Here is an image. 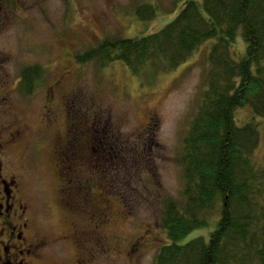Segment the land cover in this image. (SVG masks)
<instances>
[{
  "label": "rangeland",
  "instance_id": "374dc122",
  "mask_svg": "<svg viewBox=\"0 0 264 264\" xmlns=\"http://www.w3.org/2000/svg\"><path fill=\"white\" fill-rule=\"evenodd\" d=\"M146 1L156 7V13L142 20L135 12L144 0H72L73 7L75 2L80 4L73 8L72 29L68 31L70 36L64 37L63 44L44 33L43 21L48 9L51 17H63V0H52L49 6L41 9L40 29L24 31L20 20L5 34L7 50L12 56L10 77L16 76L20 66L28 62L45 64L46 51H53L50 55L55 66L64 61L69 64L65 84L56 91L53 105L44 104L46 85L52 76L49 71L43 72L39 85L32 92L17 88L9 97L13 102L11 121H17L25 129L15 156L24 176L26 196L33 209H38L42 220L47 221L38 229L54 240L66 234L71 223L80 225L88 233L86 242L90 248L89 253L81 252L84 264H154L159 246L167 242L159 226L162 204L167 198L182 200V169L177 158L205 89L210 42H203L179 67L165 72L145 67L138 75H133L120 60L111 61L105 67H101L99 59L82 64L77 60L78 55L104 39L134 38L154 32L175 16L183 2ZM32 12L29 17L39 14L37 10ZM102 14L105 15L102 24L89 27L91 18ZM81 25H88L89 32L82 35ZM40 35L47 40H42ZM61 48L64 56L58 52ZM242 48L239 41L233 48V52L238 53L236 57ZM64 93L68 97V113L87 118L90 127L98 131L95 135L104 131L103 141L114 137L118 145L115 153L103 145H90L88 149L89 155L101 158L96 172L92 171L90 157L87 163L88 178L101 183V189L93 187L87 191L90 198L94 196L99 201L102 220L98 225L86 216L81 221L67 212L62 185L54 174V149L63 141L65 132L63 103L58 98ZM48 107L56 115L51 122L43 117L44 114L48 118ZM251 115L247 107H242L235 117L238 123L252 117L260 123L256 150V158L260 159L264 152V118ZM93 121L94 126H91ZM85 196L86 193L80 192L77 199ZM92 208L88 206L89 211ZM199 232L207 233L208 230H194L186 239ZM138 236L140 239L133 250L131 246ZM51 249L48 260L56 264H67L71 256L72 261L78 258L74 246L54 243Z\"/></svg>",
  "mask_w": 264,
  "mask_h": 264
},
{
  "label": "trees",
  "instance_id": "16d2710c",
  "mask_svg": "<svg viewBox=\"0 0 264 264\" xmlns=\"http://www.w3.org/2000/svg\"><path fill=\"white\" fill-rule=\"evenodd\" d=\"M135 13L148 19L156 7L144 0ZM205 41L210 42L205 89L177 158L182 200L162 204L159 226L167 242L154 264H264V152L256 158L260 123L253 117L238 123L235 117L247 107L251 116L264 118V0H183L154 32L104 39L77 60L99 59L101 67L120 60L133 75L145 67L165 72ZM239 41L243 48L236 57ZM22 74V91L30 93L43 68L25 67ZM202 228L208 232L186 239Z\"/></svg>",
  "mask_w": 264,
  "mask_h": 264
},
{
  "label": "flooded vegetation",
  "instance_id": "af4514ba",
  "mask_svg": "<svg viewBox=\"0 0 264 264\" xmlns=\"http://www.w3.org/2000/svg\"><path fill=\"white\" fill-rule=\"evenodd\" d=\"M50 1L52 0H0V264H56L48 260L54 243L71 245L77 249L78 258L74 261H72L73 256L67 258V264H84L82 253L90 252L86 242L88 233L80 225L71 223L66 234H61L54 240L51 236L39 231V226L47 221L42 220V217L38 215V209H33L30 200L26 196L24 176L17 165L18 161L15 156L16 150L21 147L25 129L17 121H11L13 102L10 101L9 94L13 89L17 90V88L24 87L25 75L22 74V69L39 66L43 68V72H51L52 76L47 82L44 97V104L51 106L54 103L56 91H59L62 85L65 84L64 80L69 72V64L67 65V62L64 61L58 67L55 66L56 63L50 55L53 51H46L48 58L44 62L45 64L28 62V64L20 66V71L16 76L12 75L13 77H10L12 71L9 69V65L12 56L7 50L5 34L20 20L22 22L20 26L24 31H31L30 29L35 27L40 29L41 9H44L46 5L49 6ZM71 1L63 0L64 12L63 17L60 19L51 17L52 13L49 9L43 14V19H45L43 20L45 22L44 33L51 38H57L62 44L65 43L63 41L64 37H69L68 31L72 29L73 6ZM79 4L80 2L77 3V6ZM34 9L39 11V14L29 17ZM104 18V14L94 15L91 18L89 27L101 25ZM87 26H80L79 29L82 35L89 32ZM38 31L40 32V30ZM41 38L47 40L42 36ZM58 52L61 54L60 56H64L62 48ZM41 78L35 81L36 86L39 85ZM58 98L65 109L62 110L65 132L63 141L56 144L54 149L56 167H58H53V169L56 178H58L57 180L62 185L65 200L63 204L67 212L73 213L77 218H80L79 220L86 216L89 220L96 221L98 225L102 220L99 201L94 196L90 198L87 191L92 190L93 187L100 188L101 183L93 178H88L87 163L88 157H90L92 171L96 172L98 165H101V158L98 155H89L88 149L90 145L94 146L96 144L97 147L103 145L107 146L112 153H115L118 145L114 137L104 142V131L95 135L94 133H98V131L90 127L87 118L84 120L80 118L81 115L78 113H68L66 93L59 94ZM47 112L48 118L44 114L43 117L51 122L56 115L49 107ZM91 126H94V121ZM84 187L86 190L81 189ZM79 189L81 193H86L83 199H77L80 193H77ZM102 194L104 195V193ZM88 203L90 207H93L91 211L88 209ZM135 245L131 246L133 250ZM61 247L58 248L61 249Z\"/></svg>",
  "mask_w": 264,
  "mask_h": 264
}]
</instances>
